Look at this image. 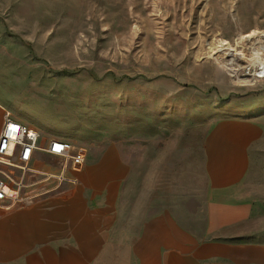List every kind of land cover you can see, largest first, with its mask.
<instances>
[{
  "label": "rangeland",
  "instance_id": "obj_1",
  "mask_svg": "<svg viewBox=\"0 0 264 264\" xmlns=\"http://www.w3.org/2000/svg\"><path fill=\"white\" fill-rule=\"evenodd\" d=\"M253 30L264 32V0H0L7 112L36 129L42 147L60 139L87 152L78 171L66 170L75 184L15 204H40L28 233L72 235L93 264H129L145 241L192 232L223 180L207 161L264 154V108L250 110L264 79L253 80L237 40ZM219 40L229 50L210 51ZM228 116L246 125V139L220 137ZM27 175L23 183L36 180Z\"/></svg>",
  "mask_w": 264,
  "mask_h": 264
},
{
  "label": "crops",
  "instance_id": "obj_2",
  "mask_svg": "<svg viewBox=\"0 0 264 264\" xmlns=\"http://www.w3.org/2000/svg\"><path fill=\"white\" fill-rule=\"evenodd\" d=\"M257 101L250 110L264 108V95ZM236 110V114H243L247 109ZM6 112L7 106L0 98V132ZM232 118H224L225 123L218 131L227 143L246 139L248 135L246 125ZM262 132L264 136V130ZM50 140H46L43 147ZM39 144L41 146V137ZM39 156L48 157L41 152L34 153L24 168L25 173L17 168L1 167L9 180L16 181L15 187L30 193L24 198L13 197L12 206L0 205V264H93L92 251L78 250L71 244L77 241L75 236L28 233L30 214L35 224L42 219L38 210L40 204L13 210L16 203L40 197L36 201L39 202L50 198L63 183H76L66 176V169L47 170L44 162L38 160ZM207 170L210 177L223 180L214 181L210 199L201 207L205 212L197 217V227L179 238L168 233L163 239L153 237L145 241L142 249L133 250L129 264H264V154L245 152L210 159ZM28 173L36 180L23 183L28 180ZM60 174L65 177L62 181L58 179ZM49 183L53 184L38 189Z\"/></svg>",
  "mask_w": 264,
  "mask_h": 264
},
{
  "label": "built area",
  "instance_id": "obj_3",
  "mask_svg": "<svg viewBox=\"0 0 264 264\" xmlns=\"http://www.w3.org/2000/svg\"><path fill=\"white\" fill-rule=\"evenodd\" d=\"M39 142L40 135L37 131L14 120L10 113L4 114L0 132V205H14L13 197L17 198L20 191L18 186L14 190L15 194L10 191L9 183L14 182L9 180L1 167L17 168L25 173L24 168L36 152L58 159L62 170L69 168L78 171L85 162L86 150L82 147L60 139H51L46 147L40 146Z\"/></svg>",
  "mask_w": 264,
  "mask_h": 264
},
{
  "label": "bare ground",
  "instance_id": "obj_4",
  "mask_svg": "<svg viewBox=\"0 0 264 264\" xmlns=\"http://www.w3.org/2000/svg\"><path fill=\"white\" fill-rule=\"evenodd\" d=\"M246 32L247 33L241 32V34L238 35L237 40L239 41L240 45L241 44L242 45L245 44L246 46L248 45V58H246L244 55H240V54H239L240 55L239 57L247 63L248 70L251 68L253 69V74H252L253 80H254V78L260 79V80L264 79V32L254 31V30L253 31H246ZM229 48H230V46L225 41L219 40L216 45L210 46L209 50L210 51L215 50V49L229 50ZM238 49H236V50H238ZM230 56H231V54H230ZM234 61H235V57H232L230 60V63H233ZM233 72H235V71H233ZM42 118H44V117H42Z\"/></svg>",
  "mask_w": 264,
  "mask_h": 264
}]
</instances>
